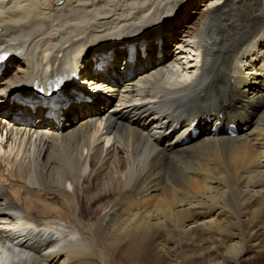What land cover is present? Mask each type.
<instances>
[{"label":"bare ground","instance_id":"obj_1","mask_svg":"<svg viewBox=\"0 0 264 264\" xmlns=\"http://www.w3.org/2000/svg\"><path fill=\"white\" fill-rule=\"evenodd\" d=\"M213 1L0 0V264H256L264 0Z\"/></svg>","mask_w":264,"mask_h":264},{"label":"rangeland","instance_id":"obj_2","mask_svg":"<svg viewBox=\"0 0 264 264\" xmlns=\"http://www.w3.org/2000/svg\"><path fill=\"white\" fill-rule=\"evenodd\" d=\"M198 2V8L200 9H198L199 11H203V10H205V6H206V2H203V0H197ZM219 0H217V1H213L212 3L214 4L215 2H218ZM191 16V15H190ZM195 22V20L193 21L191 18H189V20L188 21H184V22H182L181 23V27L182 26H186V28H184L183 30L184 31H188V29H187V27L189 26V25H191V23H194ZM189 23V24H188ZM169 49V48H168ZM182 63H183V61H181ZM185 67H188V66H185ZM101 156V157H100ZM104 156H105V154L104 153H102V154H100L99 155V157L97 158V164H100L101 162H102V159L104 158ZM83 188L84 187H86V185L85 184H82L81 185ZM21 196H23V193L21 194ZM79 213H80V211H79V208H75V209H73V212H72V218H73V215H75L76 217L79 215ZM264 213V212H263ZM262 213V214H263ZM67 217H69V214H67ZM263 219H264V214H263ZM255 219V218H254ZM254 219L252 218L251 219V221L250 222H248V223H241V226H240V230H238V229H235V225H233V224H225L223 227H222V234L223 235H227L228 233H229V235H232V234H234L235 236H234V238H231L232 239V241L231 242H228L227 243V245H231V244H233V243H237V244H239L240 245V247L243 249H245V250H249L250 248H253L254 250L252 251V252H250V253H248V255H247V257L250 259V260H253V261H255L256 262V264H264V236H263V238H261L259 241H257V242H253V243H255V245L253 246V247H251V245H253V243H248L247 242V240H242V239H240V234L239 233H247L249 230H251V227H252V224L251 223H254L255 221H254ZM264 222V221H263ZM261 223L260 225L264 228V223ZM91 223L92 222H88V220H83V223H82V225L84 226V227H86L87 225H91ZM246 224H247V226H246ZM263 224V225H262ZM251 225V226H250ZM190 226L191 225H189V226H187V228H186V230H188V229H190ZM189 227V228H188ZM249 227V228H248ZM248 228V229H247ZM235 230V231H234ZM240 231V232H239ZM239 236V237H238ZM95 237H96V240H97V243H98V247H99V249L101 248V249H103V247H102V245H101V243H100V241H99V238H98V236L97 235H95ZM99 241V242H98ZM192 242L194 243V245H193V247H191V249H193V250H197V251H200V246L199 245H197L196 243H195V240H194V238H193V240H192ZM257 244V245H256ZM124 245H121L120 247H123ZM168 247H170L169 245H168ZM197 247V248H196ZM195 248V249H194ZM257 249V250H256ZM159 253H161V252H159ZM116 254H119V252L117 251L116 253H115V255ZM180 253H178V254H176V255H171V259H169V261H168V258H165L164 260H161L162 262H164V264H167V262H168V264H186V263H188L187 261H186V259L184 258H182V256L183 255H179ZM105 255H107V257H108V259L106 260L108 263H112V256L111 255H108L107 253H105ZM185 257V256H184ZM252 257V258H251ZM148 258H149V255L147 254V253H144V254H141L139 257H137L134 261H132L134 264H148ZM162 258V257H161ZM173 258V259H172ZM178 258H181V259H178ZM63 259V258H62ZM61 259V260H62ZM173 260V261H172ZM181 260V261H180ZM174 262V263H173ZM180 262V263H179ZM132 263V264H133ZM113 264V263H112Z\"/></svg>","mask_w":264,"mask_h":264}]
</instances>
